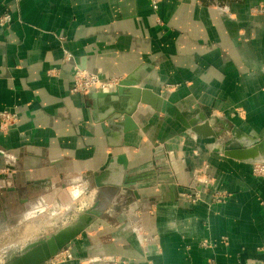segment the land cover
I'll return each instance as SVG.
<instances>
[{
  "label": "crops",
  "instance_id": "obj_1",
  "mask_svg": "<svg viewBox=\"0 0 264 264\" xmlns=\"http://www.w3.org/2000/svg\"><path fill=\"white\" fill-rule=\"evenodd\" d=\"M258 6L264 0H163L156 12L148 0H0V19L11 17L0 24V111L17 115L0 126V204L101 207L59 264H264V179L182 125L226 118L264 137ZM75 68L150 91L178 120L139 103L124 123L128 86L73 94ZM203 165L227 194L221 204L180 198ZM6 211L12 222L17 210Z\"/></svg>",
  "mask_w": 264,
  "mask_h": 264
},
{
  "label": "rangeland",
  "instance_id": "obj_2",
  "mask_svg": "<svg viewBox=\"0 0 264 264\" xmlns=\"http://www.w3.org/2000/svg\"><path fill=\"white\" fill-rule=\"evenodd\" d=\"M162 1L163 0H161L160 4L162 3ZM253 10L258 15H264V6L255 7ZM5 16H8L9 20L4 24L2 20ZM10 20V15L8 13H5L0 19V24L6 25L10 22ZM106 80L115 82L117 83V85L121 82V80L117 78H110ZM165 88L167 90H171L172 86H168ZM209 118L210 121L207 120L209 125L208 133H211L209 136H202L199 132H195V123L191 126H186L184 124L182 125L186 128V130H190V133L195 135L196 138L201 137L204 140L213 139L215 144H217V146L219 147L222 155L228 158L237 159L249 163L251 166L252 177L257 179H264V154L259 155L254 159H239L231 156L233 151L243 152L244 150L249 148H257L261 143L264 142V137L244 134L224 117H222L224 119H218L217 117ZM173 119L178 120L175 117ZM203 122H200L198 124L200 125ZM135 130H137V127L133 129V131ZM213 184L214 182L209 173V167L207 165H203L201 168L193 172V182L186 188V191L180 193V198H182L189 205H195L197 203H206L208 205L221 204L225 201L227 194L219 191H214ZM44 191L47 192L46 189H44ZM16 203L17 202L15 200L7 199L0 204V264H7L11 256L19 255L20 251L27 245L45 239L48 236L55 234L62 228L75 226L79 223V217H81L86 211L93 208H101L98 200H95V202L90 207H88L89 204L86 205V201H73L67 198H58L51 203H47L45 199H31V204L33 205H29V207L25 211H23L24 213H22V211H20V206H18ZM9 207L17 211L16 213H13L16 218L12 222L8 221L10 222L8 224L6 219H8L10 215L8 211L4 213V210ZM97 219L99 218L96 217L94 222H96ZM89 227H87L77 237L82 235ZM223 240L226 241L225 238H223ZM69 244H67L57 254L59 262H57L56 264L68 261L72 258L71 253L67 249ZM205 244V246H210L209 243ZM66 253L70 254L71 258L63 259V255H65ZM57 255L51 258L45 264H52V262L56 260Z\"/></svg>",
  "mask_w": 264,
  "mask_h": 264
},
{
  "label": "water",
  "instance_id": "obj_3",
  "mask_svg": "<svg viewBox=\"0 0 264 264\" xmlns=\"http://www.w3.org/2000/svg\"><path fill=\"white\" fill-rule=\"evenodd\" d=\"M132 84L127 81H121L112 90L103 92L104 94H111L113 90L121 91L128 86V106L122 111L124 123H128L132 114L137 109V104H145L158 112H162L170 117H176V112L173 107L166 101H163L160 97L153 95L148 90H142L133 88ZM130 86V87H129ZM136 127L132 128L135 129ZM208 122L204 121L201 125L195 127L194 131L199 132L202 136H209ZM264 154V142L257 148H249L242 151H233L232 155L239 159H254L259 155ZM110 162V160H108ZM107 162V165H108ZM101 217L100 209H91L86 211L81 217H79V223L75 226H69L60 229L55 234L48 236L45 239L36 241L24 247L20 254L11 256L7 264H45L51 258L56 256L67 244L73 241L80 233H82L87 227L93 224L95 218Z\"/></svg>",
  "mask_w": 264,
  "mask_h": 264
},
{
  "label": "built area",
  "instance_id": "obj_4",
  "mask_svg": "<svg viewBox=\"0 0 264 264\" xmlns=\"http://www.w3.org/2000/svg\"><path fill=\"white\" fill-rule=\"evenodd\" d=\"M148 2L150 8L153 11H157L161 0H148ZM8 20L9 17L5 16L2 22H4L5 24L6 22H8ZM70 59L71 57L67 56V60ZM115 86H117V83L100 78V75L98 73H90L75 68L70 92L80 95H84L93 91L107 92L112 90ZM16 121L17 115L14 112L8 110L0 111V126L2 127V129H7L8 127L14 125ZM63 256V259L71 258V255L67 253ZM57 262H59L58 255L56 257V260L53 261L52 264H56Z\"/></svg>",
  "mask_w": 264,
  "mask_h": 264
}]
</instances>
